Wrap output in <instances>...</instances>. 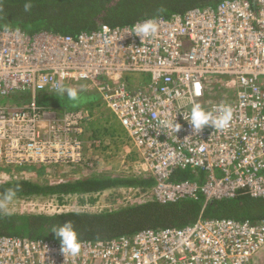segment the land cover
Wrapping results in <instances>:
<instances>
[{"label":"built area","instance_id":"obj_1","mask_svg":"<svg viewBox=\"0 0 264 264\" xmlns=\"http://www.w3.org/2000/svg\"><path fill=\"white\" fill-rule=\"evenodd\" d=\"M146 22L158 32L142 40L132 32ZM134 73L146 74V83L135 86L128 78ZM84 80L154 180L150 188L129 187L140 202L264 197V0H223L77 35L0 28V174L28 166H63L75 177L98 173L97 157L87 154L100 145L87 137L90 113L38 102L40 92ZM16 92L29 96L10 100ZM191 102L229 106V126L194 132ZM162 121L181 127L163 128ZM185 169L195 179L172 180ZM263 250L264 221L233 218L82 240L80 252L67 257L54 240L0 236V264H260Z\"/></svg>","mask_w":264,"mask_h":264},{"label":"trees","instance_id":"obj_2","mask_svg":"<svg viewBox=\"0 0 264 264\" xmlns=\"http://www.w3.org/2000/svg\"><path fill=\"white\" fill-rule=\"evenodd\" d=\"M221 1L223 0H0V28H18L29 34L46 30L77 35L104 27L133 24L145 18L184 13L194 7L216 6ZM28 3L31 4V9L25 11L24 6ZM212 87L218 89V84L214 83ZM93 90L83 89L84 101L76 106L67 101L66 96L62 100L56 92H40L38 102L58 110L83 109L89 113L86 107L94 105L98 97L96 90ZM27 96L26 92H16L11 93L9 98L23 101ZM44 168L28 166L20 169L43 175ZM2 169L4 168L0 167ZM6 170L11 171L12 168ZM190 179H195V174L190 169L178 170L172 177L173 181ZM153 185L154 180L150 177L97 173L55 183L12 178L0 182V199H3L8 190H14V198L17 199L56 196L64 203L66 197L78 196L84 204H94L96 198L92 195L98 192L129 187L146 189ZM199 218H233L261 223L264 221V197L254 198L247 193H240L235 198L206 202L205 197L200 194L196 199H182L172 203L152 200L98 212L0 215V236L45 238L60 242L51 230L53 226L70 220L79 233L80 241L110 240L132 235L143 229L183 227Z\"/></svg>","mask_w":264,"mask_h":264},{"label":"rangeland","instance_id":"obj_3","mask_svg":"<svg viewBox=\"0 0 264 264\" xmlns=\"http://www.w3.org/2000/svg\"><path fill=\"white\" fill-rule=\"evenodd\" d=\"M128 78L135 80V86H138L142 81L146 83V74L144 73H134L129 75ZM66 87H73L78 90H93L90 82L86 80L67 84ZM86 109L90 111L89 113L92 116V120L88 125L87 137L91 140H100L99 146L88 147L87 149L89 158L97 157L99 161L95 165L96 171L98 170L97 174L113 176L129 175L146 178L145 176L147 175L140 169L139 160L136 159V151L128 141L123 126L107 107L100 94H98L95 104L89 108L86 107ZM94 132H97V134L95 135ZM44 169L45 173L43 175L18 168H12L11 171L5 170L4 174H0V182L12 178H30L41 182L55 183L76 178L74 176L75 172L72 169L63 166L45 167ZM130 190L129 188H116L106 190L98 196L92 195L96 198L94 204H87L86 202L84 204L78 196H68L64 199V203H61L56 196H35L26 199L14 198L10 203H7V207L11 214H56L82 210L98 212L142 201L138 198L139 194L135 195V191ZM0 203H5V201L0 199ZM260 261L264 263V250L261 253Z\"/></svg>","mask_w":264,"mask_h":264},{"label":"clouds","instance_id":"obj_4","mask_svg":"<svg viewBox=\"0 0 264 264\" xmlns=\"http://www.w3.org/2000/svg\"><path fill=\"white\" fill-rule=\"evenodd\" d=\"M25 11L31 9V4H25ZM158 32V25L154 22H146L144 24L136 25L134 31L136 35L140 36L143 40L145 36H154ZM82 89L78 90L73 87H66L63 85L56 86V94L62 100L67 97V101H70L73 106H76L84 101L82 96ZM232 119V110L227 105H219L213 109H206L199 103L191 102L190 116L187 118L188 122L196 133L201 132L206 126L213 127L215 130H225ZM163 128L175 127L176 132L180 129V124L172 121H162ZM16 195L14 190H8L3 197L5 203H0V215H10L11 212L7 207V203H10ZM51 232H54L61 244V252L67 255H77L81 249V241L79 239V233L74 227L72 221L64 222L62 225L53 226Z\"/></svg>","mask_w":264,"mask_h":264},{"label":"crops","instance_id":"obj_5","mask_svg":"<svg viewBox=\"0 0 264 264\" xmlns=\"http://www.w3.org/2000/svg\"><path fill=\"white\" fill-rule=\"evenodd\" d=\"M89 155V154H88Z\"/></svg>","mask_w":264,"mask_h":264}]
</instances>
